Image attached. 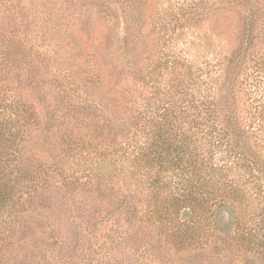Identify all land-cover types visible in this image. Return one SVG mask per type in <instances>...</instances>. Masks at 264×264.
Wrapping results in <instances>:
<instances>
[{"label":"rangeland","instance_id":"1","mask_svg":"<svg viewBox=\"0 0 264 264\" xmlns=\"http://www.w3.org/2000/svg\"><path fill=\"white\" fill-rule=\"evenodd\" d=\"M169 106L196 139L184 107L234 110L264 164V0H0V264H264L240 234L264 172L227 177L234 135L198 141L238 195L171 213L178 176L144 163Z\"/></svg>","mask_w":264,"mask_h":264},{"label":"trees","instance_id":"2","mask_svg":"<svg viewBox=\"0 0 264 264\" xmlns=\"http://www.w3.org/2000/svg\"><path fill=\"white\" fill-rule=\"evenodd\" d=\"M251 40L250 37L246 41L251 43ZM182 86V84L176 86V89L181 94V99H183V93L184 95L189 93L187 87L182 90ZM194 100L192 99L191 103H194ZM194 107L192 106L190 108L186 106L182 112L183 114H188V117H192V126H188L187 132L192 133L195 131L199 139H196L193 134L185 136L184 132L181 133L182 128L179 126L181 124L175 121L177 114L175 112L173 113L172 107L169 106L165 109L167 114H162V117L165 119L161 118L154 125L155 134L152 137L151 145L147 149L148 152L144 154V163L149 168H152L153 165L158 166L161 173L169 171L168 173H174L176 177L178 176V186H180L179 194L170 202V211L176 215L180 213L190 214L192 223L196 225L202 221L205 215L210 213L207 216V218H210L211 214H216L217 210L225 205L224 201L228 197L238 195L235 186L232 184L233 181L226 180L224 182L222 181V183L215 181V168H213V164L209 163V158L205 160L200 152V149L205 146L204 143L200 147L198 141L200 137L203 139L207 138L210 143H212L211 140H214L216 136L219 138L222 137L223 142L227 138L228 141H231L230 135H234L237 138L235 147L240 151L234 152L237 149H231L229 148V144H224V150H231V153H228L230 163H225L227 165L224 166L227 177L228 173L233 172L236 166L245 169L248 167L253 170L252 173H262L264 172V164L257 153L248 145V141H245L246 137L242 136L243 130L239 125V120L236 118L234 110L229 111L231 113L230 115H226L222 113L220 107L217 108L218 117H224L226 119V126L223 128L217 124V118H212L213 115L215 116L214 111L212 112L213 108L211 110L206 108L205 110L202 109L196 112L192 111ZM203 110L210 113L207 119H203L202 117ZM192 138L196 139L194 141L198 142L197 145L196 143L194 145V142L192 143ZM239 140L240 145L238 144ZM219 171H222L221 167ZM223 196L224 199H222ZM260 199L264 200V197H260ZM217 200L219 202H216ZM260 203L262 208L258 214V232H249V234H245L248 232H241L240 234L243 240L246 241V252L248 254L258 255L264 259V201ZM166 213L169 212L167 211Z\"/></svg>","mask_w":264,"mask_h":264}]
</instances>
